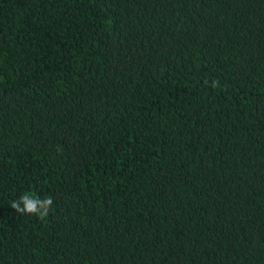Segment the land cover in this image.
<instances>
[{
  "label": "trees",
  "instance_id": "16d2710c",
  "mask_svg": "<svg viewBox=\"0 0 264 264\" xmlns=\"http://www.w3.org/2000/svg\"><path fill=\"white\" fill-rule=\"evenodd\" d=\"M0 264H264V0H0Z\"/></svg>",
  "mask_w": 264,
  "mask_h": 264
},
{
  "label": "clouds",
  "instance_id": "9594fccd",
  "mask_svg": "<svg viewBox=\"0 0 264 264\" xmlns=\"http://www.w3.org/2000/svg\"><path fill=\"white\" fill-rule=\"evenodd\" d=\"M52 204V198H39L29 192L22 195L19 199L14 200L10 207L14 209L16 213L35 215L39 219L43 220L49 215Z\"/></svg>",
  "mask_w": 264,
  "mask_h": 264
}]
</instances>
